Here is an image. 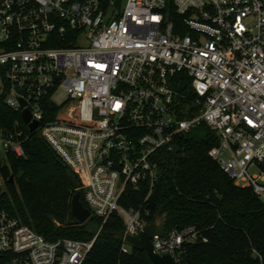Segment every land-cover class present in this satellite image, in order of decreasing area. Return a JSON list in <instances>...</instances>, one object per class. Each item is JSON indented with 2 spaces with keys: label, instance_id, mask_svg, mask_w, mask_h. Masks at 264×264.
I'll return each mask as SVG.
<instances>
[{
  "label": "built area",
  "instance_id": "2783aa9c",
  "mask_svg": "<svg viewBox=\"0 0 264 264\" xmlns=\"http://www.w3.org/2000/svg\"><path fill=\"white\" fill-rule=\"evenodd\" d=\"M1 104L29 112L101 224L90 241H48L0 211V264H84L113 216L124 237L138 236L150 211L120 200L128 187L152 188L159 153L201 124L219 141L208 156L261 198L264 0H0ZM8 153L23 157L22 142L0 130L4 163ZM198 240L188 227L152 245L178 262Z\"/></svg>",
  "mask_w": 264,
  "mask_h": 264
},
{
  "label": "trees",
  "instance_id": "16d2710c",
  "mask_svg": "<svg viewBox=\"0 0 264 264\" xmlns=\"http://www.w3.org/2000/svg\"><path fill=\"white\" fill-rule=\"evenodd\" d=\"M193 114L191 108L181 116ZM0 130L21 141L24 150L23 157L8 153L5 163L0 159L4 180L0 211L48 241H90L101 224L97 218L91 217L82 225H67L75 221L71 215L74 190L69 179L70 175L75 177L73 172L39 132L27 129L19 112L3 104ZM218 143L215 133L204 124L177 137L170 151L158 155L157 179L152 188L147 183L139 189L128 187L120 205L149 210V216L144 217L148 224L166 214L167 232L195 227L206 241L184 243L177 255L180 264H264V202L249 188L235 186L208 156ZM81 201L86 206L82 196ZM121 231L122 220L111 217L84 264H154L146 252H123L122 243L113 235Z\"/></svg>",
  "mask_w": 264,
  "mask_h": 264
},
{
  "label": "water",
  "instance_id": "95a60500",
  "mask_svg": "<svg viewBox=\"0 0 264 264\" xmlns=\"http://www.w3.org/2000/svg\"><path fill=\"white\" fill-rule=\"evenodd\" d=\"M22 105H24L22 103ZM22 120L29 126V130L34 132L38 126L37 122H30V114L27 110L21 113ZM73 189L78 188V183L73 175L69 176ZM71 215L75 221L68 223V226L82 225L90 218V211L81 201V193L76 191L71 200ZM167 215L157 217L152 223L144 226L138 236H125L124 232H116L115 238L128 246L131 250L146 252L154 264H180L176 262L170 255H158L153 248L152 238L154 236H162L166 231Z\"/></svg>",
  "mask_w": 264,
  "mask_h": 264
},
{
  "label": "rangeland",
  "instance_id": "374dc122",
  "mask_svg": "<svg viewBox=\"0 0 264 264\" xmlns=\"http://www.w3.org/2000/svg\"><path fill=\"white\" fill-rule=\"evenodd\" d=\"M65 97H66L65 93L62 92V91H60V92L56 95L55 99H56L57 101H62V100L65 99ZM260 199H261L262 202H264V196L261 197Z\"/></svg>",
  "mask_w": 264,
  "mask_h": 264
}]
</instances>
